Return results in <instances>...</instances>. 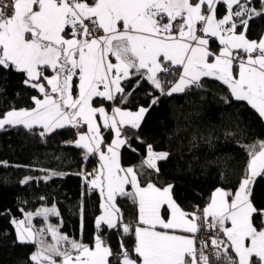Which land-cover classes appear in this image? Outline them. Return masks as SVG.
<instances>
[{
    "label": "snow or ice",
    "instance_id": "obj_1",
    "mask_svg": "<svg viewBox=\"0 0 264 264\" xmlns=\"http://www.w3.org/2000/svg\"><path fill=\"white\" fill-rule=\"evenodd\" d=\"M220 5L225 6L222 18H218ZM9 7L11 12H5ZM261 19L264 0H13L11 5L0 4V71L22 73L23 83L42 96L32 97L35 107L31 109L12 108L4 113L0 129L23 126L32 131L39 126L43 138L57 129L85 124L88 132L78 134L74 143L85 150V160L99 154V169L82 173L89 189H99L102 197L97 229L106 225L129 235L133 228L122 222L116 197L138 203L132 249L137 259L121 242L119 264H211L205 255L208 244L196 247L201 217L181 210L173 199L174 185L160 188L149 180L141 186L137 170L120 166L119 149L131 148L129 140L121 138L122 128L139 129L151 106L135 112L114 107L110 116L104 107H93L94 98L127 103L145 80L160 96L171 97L206 90L204 78H210L227 87L229 95L220 97L224 105L246 101L264 118V36L257 42L246 35L251 24ZM210 38L218 40V53L210 50ZM160 74L178 75V80L166 91ZM131 78H137V84L126 92L122 82ZM158 103L159 96L154 97L152 105ZM97 113L103 127L115 134L106 151ZM249 155L234 195L217 188L203 209L208 228H218L226 238L219 240L217 235L210 241L217 264H264V219L259 225L255 220L264 218V209L258 210L250 199L254 182L264 177V141L249 146ZM169 156L149 144L141 167L159 174L157 161L166 162ZM54 175L63 174L50 173L45 179ZM89 176L93 178L88 180ZM125 185L133 191H126ZM165 205L170 210L168 219L161 214ZM34 215L47 222L59 212L53 205L11 221L19 243L36 245L37 251L30 256L33 264H111L113 251L100 235L90 247L61 234L59 226L35 228ZM46 234L52 243L45 242Z\"/></svg>",
    "mask_w": 264,
    "mask_h": 264
},
{
    "label": "trees",
    "instance_id": "obj_2",
    "mask_svg": "<svg viewBox=\"0 0 264 264\" xmlns=\"http://www.w3.org/2000/svg\"><path fill=\"white\" fill-rule=\"evenodd\" d=\"M224 14L225 6L220 5L218 18ZM263 30L264 19L257 20L246 35L255 40L261 37ZM210 48L213 51L219 48L216 38H210ZM176 76L160 74L166 81L165 90ZM24 79L22 73L14 70L0 71V116L15 107L32 106V97L40 95L36 89L26 86ZM122 83L126 92H132L137 78ZM204 84L206 90L192 89L187 94L169 97L160 96L145 80L135 88L127 103L115 101L131 109L151 106L139 129L126 127L131 148L122 147V164L135 165L141 183L152 180L161 187L174 185L173 199L188 213L202 212L217 186L235 191L247 169L249 146L264 140V119L255 109L246 101H233L226 106L220 97L229 95L227 87L210 78H204ZM157 96L159 103L152 105ZM82 129L83 126H68L43 138L39 135L42 131L39 126L32 131L23 126L0 129V264H33L30 256L36 245L19 243L11 221L22 219L25 212L41 204L52 203L59 212L52 221L59 222L63 234L86 244H92L99 234L113 251L111 264H119L121 242L132 258L137 259L132 252L135 244L133 223L138 214L134 199L122 196L116 199L122 221L132 223V233L125 236L120 229L110 230L105 225L100 229L96 227L101 208L100 193L89 189L82 173L97 165V156L90 155L85 160L83 149L75 147L70 139ZM109 134L110 130L104 129L105 140L109 139ZM136 136L140 137L139 141ZM149 144L154 151L170 154L166 162H157L159 174L146 166L141 167ZM50 173L63 175L45 179ZM26 177L31 178L30 182L21 184ZM250 197L258 210L264 209V177L254 182ZM163 212L167 213L165 208ZM262 219L257 216L256 223L259 225ZM200 232L201 228L196 237L197 249ZM209 256L211 264H217L211 254Z\"/></svg>",
    "mask_w": 264,
    "mask_h": 264
},
{
    "label": "crops",
    "instance_id": "obj_3",
    "mask_svg": "<svg viewBox=\"0 0 264 264\" xmlns=\"http://www.w3.org/2000/svg\"><path fill=\"white\" fill-rule=\"evenodd\" d=\"M12 2H13V0H12ZM11 9V8H10ZM11 12V11H10ZM226 14V13H225ZM221 18H222V16H221ZM165 22H167L166 21V19H165ZM264 31V30H263ZM70 35V34H69ZM262 36H264V32H263V34L261 35V37ZM260 37V38H261ZM247 38H248V36H247ZM260 38H258V39H255V41H259L260 40ZM249 39V38H248ZM217 40V39H216ZM249 40H253V39H249ZM217 42H218V40H217ZM218 44H219V42H218ZM209 48H210V44H209ZM219 48H220V45H219ZM219 48L217 49V50H215V51H213L211 48H210V50L211 51H213V52H216V53H218L219 52ZM236 51H239V50H236ZM240 55L241 56H244L245 54L244 53H240ZM113 62H115V60H114V58H113ZM49 71L50 72H48V74L50 75L51 74V70L49 69ZM237 71H238V69H237ZM176 80H178V75L174 78V80H172V82L170 83V85H169V87L168 88H170L171 87V84L172 83H174ZM78 82V81H77ZM168 88L166 89V91L168 90ZM102 90V89H101ZM36 97H38V98H42V96H41V94L40 95H37ZM95 99H98V101L96 100L95 101ZM142 105H140V106H137L135 109H131V108H128V107H123L121 104H119V103H117V102H115V101H105V100H103V98H99V97H97V98H94V103H93V107H96V108H100V107H104L105 108V110H106V112L108 113V115H112V109L114 108V107H121L122 109H124V110H129V111H133V112H135V111H137L140 107H141ZM33 107H35V105H34V103H33V105L32 106H30V107H26V108H24V107H15L16 109H31V108H33ZM144 107V106H143ZM146 108V107H145ZM9 110H11V109H9ZM9 110H7V111H9ZM6 111V112H7ZM5 112V113H6ZM3 116V115H2ZM2 116H0V117H2ZM262 119H264V118H262ZM96 121H97V124L99 125V127H100V130H101V134H102V136H103V138H104V145L102 146L103 147V150L104 151H106V146L108 145V144H110L111 143V141L113 140V138H114V132L113 131H111L110 129V134H109V139H107V140H105V137H104V127H103V121L100 119V117H99V114L97 113V116H96ZM79 126H83V129L81 130V131H79V132H77L76 133V135H74L73 136V139H74V142L77 140V138H78V134H80V133H87L88 132V129H87V126L85 125V124H83V123H81ZM36 127H38V126H36ZM126 127H129V126H124L123 128H122V134H121V138H127L128 140H129V137L128 136H126V132H125V129H126ZM264 141V140H263ZM125 146H127V145H125ZM123 147V146H122ZM122 147L119 149V162H120V166L122 167V168H128V167H132V168H134L135 169V165H133V164H128V165H124V164H122V162H121V159H120V152H121V149H122ZM81 149H83V148H81ZM259 149H257V151H258ZM83 151H84V153H85V150L83 149ZM156 152H160V151H156ZM161 152H164V151H161ZM96 156H97V160H98V163H97V165L94 167V168H91L90 170H87V172L86 173H95L98 169H99V167H100V160H99V154L97 153L96 154ZM146 157H147V154L143 157L144 159L143 160H145L146 159ZM249 160H250V158H249ZM158 162V161H157ZM248 163H249V161H248ZM135 170H137V169H135ZM93 177L92 176H89L88 177V180H91ZM243 179V178H242ZM141 181V180H140ZM149 182V181H148ZM151 182H153V183H155L154 181H152L151 180ZM147 183V182H146ZM146 183H141V186H144V185H146ZM156 184V183H155ZM168 184H165V185H162V187L161 186H158L157 184H156V186H158V187H160V188H163V187H165V186H167ZM217 188H220V189H222V190H224V191H228V192H231L230 190H227V189H225V188H223V187H220V186H217L213 191H212V193H211V195H210V197H209V201L207 202V204L203 207V209L205 208V207H207L210 203H211V198H212V195H213V193L216 191V189ZM238 188H239V186H238ZM237 188V189H238ZM236 189V190H237ZM94 190H97L99 193H100V191H99V189H94ZM125 190L126 191H129V192H131V191H133L132 190V188H131V185H125ZM235 190V191H236ZM235 191H233V192H231V193H233V195H234V193H235ZM119 196V195H118ZM117 196V197H118ZM117 197H116V199H117ZM231 199V197H229V200ZM250 199H251V197H250ZM135 201V200H134ZM136 202V201H135ZM102 203V197H101V195H100V204ZM115 203H116V201H115ZM137 203V202H136ZM176 203H177V201H176ZM177 205L179 206V204L177 203ZM51 208L52 207V204H41L40 206H38L37 208H35V209H32L31 211H27V212H25V213H35L36 211H37V209H41V208ZM56 207V206H55ZM116 207L118 208V203H116ZM180 207V206H179ZM163 208H165L166 209V214H164V212H163ZM181 208V207H180ZM203 209H202V212H196L199 216L203 213ZM56 210H57V207H56ZM181 210L182 211H184L182 208H181ZM58 212V211H57ZM184 212H186V213H188L187 211H184ZM137 219L134 221V229H135V227H136V225H137V222H138V216H139V212H138V203H137ZM102 214V209L100 208V211H99V213L97 214V217L98 216H100ZM120 214V213H119ZM161 214H162V216L165 218V219H168L169 217H170V210L167 208V206L165 205V206H163L162 207V210H161ZM120 216H121V214H120ZM52 218H53V216H50L49 217V219H48V221L47 222H45V220H44V218L43 217H37V216H33V218H32V224H33V226L35 227V228H37V229H40V228H45L46 226H47V224H51L53 221H52ZM22 219H24V217L22 218ZM21 219V220H22ZM132 224V223H131ZM199 224H200V222H199ZM52 225V224H51ZM54 225L55 226H59V222H56V221H54ZM106 226V225H105ZM227 226L228 227H230L231 226V224H230V222H228L227 223ZM158 230H162V229H158ZM61 232V231H60ZM61 234H63V233H61ZM99 235V234H98ZM188 235H191V234H188ZM223 236V235H222ZM101 237V236H100ZM196 237H197V234H196ZM45 238L47 239V241L48 240H50L51 241V243H52V239H51V236H50V234H46L45 235ZM70 238V237H69ZM102 238V237H101ZM223 238H224V240H226V238L223 236ZM70 239H73V238H70ZM103 239V238H102ZM75 240H77V241H79V242H82L80 239H75ZM46 243H48V242H46ZM84 244H86V243H84ZM87 245H89L90 247H93L94 246V242L92 243V244H88L87 243ZM36 247V246H35ZM64 247H67V245H64ZM196 247H197V244H196ZM35 249V248H34ZM232 256H233V258H234V253H230ZM57 259V261H59V257H57L56 258ZM134 259V258H133Z\"/></svg>",
    "mask_w": 264,
    "mask_h": 264
},
{
    "label": "built area",
    "instance_id": "obj_4",
    "mask_svg": "<svg viewBox=\"0 0 264 264\" xmlns=\"http://www.w3.org/2000/svg\"><path fill=\"white\" fill-rule=\"evenodd\" d=\"M11 3H12V0H1L0 1V4L11 5ZM10 11H11L10 7L5 9V12H10ZM70 139H71V141H74L73 136ZM200 217H201V219L199 222H200V228H201L200 233L201 234H200V238H199V244L201 242H205L208 244V247L205 249V255H209V254H212V252H213V248H212L211 243H210L211 239L213 237H216L217 235H219V240H224V238H223L222 234L219 233L218 228H211V229L208 228L207 224H205V222H204L203 213L200 215ZM210 221H211V218H209V222ZM122 222L124 224L131 225L130 221L124 220ZM219 240H218V243H219ZM199 247H200V245H199Z\"/></svg>",
    "mask_w": 264,
    "mask_h": 264
},
{
    "label": "rangeland",
    "instance_id": "obj_5",
    "mask_svg": "<svg viewBox=\"0 0 264 264\" xmlns=\"http://www.w3.org/2000/svg\"><path fill=\"white\" fill-rule=\"evenodd\" d=\"M53 205H55V204L52 203V206H53ZM20 220H21V219H20ZM51 224L54 225V221H53ZM61 233H62V232H61ZM63 235H65V234H63ZM44 239H45V242L51 243V241H50V240L47 241V239H46L45 237H44ZM51 239H52V238H51ZM52 242H53V241H52ZM32 251H33L32 254H33L34 252H36V251H37V247H35V249H33ZM32 254H31V255H32Z\"/></svg>",
    "mask_w": 264,
    "mask_h": 264
}]
</instances>
